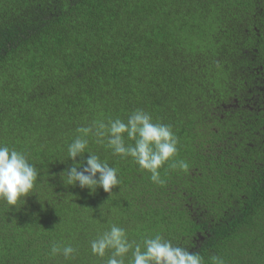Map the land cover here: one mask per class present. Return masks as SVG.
Masks as SVG:
<instances>
[{"label": "trees", "instance_id": "1", "mask_svg": "<svg viewBox=\"0 0 264 264\" xmlns=\"http://www.w3.org/2000/svg\"><path fill=\"white\" fill-rule=\"evenodd\" d=\"M137 109L177 139L163 183L89 134L119 184L67 185L77 129ZM0 145L39 174L0 200V264H106L91 242L112 225L202 264H264V0H0Z\"/></svg>", "mask_w": 264, "mask_h": 264}, {"label": "clouds", "instance_id": "2", "mask_svg": "<svg viewBox=\"0 0 264 264\" xmlns=\"http://www.w3.org/2000/svg\"><path fill=\"white\" fill-rule=\"evenodd\" d=\"M95 129V131H94ZM82 135L74 138L68 145V157L74 163L67 168V185L90 189L95 192L102 188L111 193L113 187L118 186V170L102 161L99 156L86 151L88 140L85 138L93 134L99 138L107 136V144L113 150V154L122 157H131L140 168L151 173L154 183H163L158 169L174 157L177 153V139L170 125L153 123L152 117L147 112L135 110L127 122L120 119L109 120L108 123L98 122L89 126L78 128ZM133 144H125L124 134ZM88 153L83 163H76L78 156L83 157ZM187 169L184 161L171 165L172 168ZM82 169V170H80ZM36 167L29 163L25 153L0 145V200L8 205L15 206L17 202L29 195L38 178ZM98 177V178H97ZM91 250L94 255L101 258L106 250H112L106 264H125V255L131 251L129 264H202V257L197 253H190L185 247L173 245L160 234L154 238H145L143 246L130 242L126 231L116 225H112L108 231L99 235L91 242ZM53 254L61 252L59 246L53 245ZM75 249L66 246L62 249L63 255L69 257ZM213 264H224L222 258L213 257Z\"/></svg>", "mask_w": 264, "mask_h": 264}]
</instances>
